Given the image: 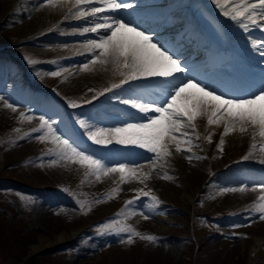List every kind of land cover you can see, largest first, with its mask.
Masks as SVG:
<instances>
[{
	"label": "rangeland",
	"instance_id": "rangeland-1",
	"mask_svg": "<svg viewBox=\"0 0 264 264\" xmlns=\"http://www.w3.org/2000/svg\"><path fill=\"white\" fill-rule=\"evenodd\" d=\"M195 1L199 0L176 2V4L184 6L181 14L184 19L190 15L192 6L196 7L193 4ZM146 2L145 0L144 3ZM41 3L42 0H0V46L6 49L10 48L0 54V58L6 56V59L9 60V55H21L23 51H27L29 53L27 56L30 58H40L41 62L38 68L31 71L34 73L35 80L44 83L42 84L44 89H47L52 95L62 94L67 99H73L76 103L80 101L86 103L80 108L76 118L85 114L88 124L93 127V130L111 127L110 121H106V125H102L100 121L102 117L97 110L107 112L106 103L103 101H109L108 98L112 96V93L99 94L105 88H111L112 83H119L121 77L114 72L111 65H100L99 63L89 64L88 70L83 68L80 71L71 70L72 65H77L75 62L59 61L61 56L69 52L54 46H50L48 49H34L29 42L36 41L38 35L43 33L47 22L52 20L50 19L51 15L46 13V8L38 13L39 20L37 22L39 23L34 21V16L28 15L33 4ZM62 11L57 16H60ZM225 20L231 22L228 17ZM19 21L23 22L20 24ZM54 22L57 28L60 30L63 28L59 17ZM64 25L66 24L64 23ZM152 26L148 25V27ZM49 32L54 33L53 29H50ZM223 32L228 41L229 32L227 30ZM30 34L33 37H30ZM100 34L102 33L97 32V36ZM58 36L63 39L64 34ZM96 38L94 35L89 36V39ZM163 38L164 36L161 35L157 37V40ZM42 42L60 46L63 41L57 39L55 41L42 40ZM62 47L67 48V45ZM2 65L0 63V70H2ZM4 66L6 68L4 73L7 76L11 71L10 62ZM52 72L60 74L53 76L50 74ZM13 75L17 77L16 72H13ZM14 85L15 83L10 84L9 89L13 90ZM93 96L97 98L93 100ZM37 107L40 108L37 112L42 111L51 118L54 116L52 106L47 107L42 104ZM14 108L15 111L0 101V133L5 130L6 123L17 124L22 120L18 117L20 112L16 110L17 107ZM28 117L24 119L28 123L38 122V120L28 119ZM61 123L65 125L64 122ZM37 125L38 123L32 129H36ZM203 128L206 130L205 126ZM238 128L239 126L236 128L239 131ZM17 130L20 131V129ZM7 132L9 134L8 129ZM28 133L31 135L26 136L25 133L20 136L24 137L23 139L19 137L17 140H13L7 151L0 150V264H264V221H261L258 216H250L247 211L249 204H246L252 201L251 205H253L264 189L259 188L258 183L246 184L247 174L243 171L244 165H242V163L255 161L257 165H262L260 161L264 160V147L261 145H264V137L259 135V129L254 130L250 127L249 131L240 132L242 136L233 141L230 140L231 134L226 137L227 140L223 137L222 150L220 152L214 150L213 154V148L218 147L221 137L227 136V134L219 132V141L214 147L209 146L210 148L207 150L210 155L209 159L215 167L213 169L228 165L232 158L242 152V162L236 164L237 168L234 169L232 177L248 187L245 192L223 191V186L222 188L218 186L219 190L211 188L209 191H215V194L219 195H205L198 205L195 204L198 202H195L194 199L196 195L203 193L205 187L203 182L213 171L212 168L205 171V164L198 150L191 151L193 158L189 160L187 153L177 152L175 144H169L171 155L165 157L164 161L157 162V167L153 169L149 160L154 154L137 146L120 145L115 142L113 149L140 155L139 165H143V168H138L137 171L148 173L149 179L141 183L134 177L126 175L123 182L106 191L105 187L112 184L120 173L100 174V178L97 179L96 176L85 173L86 166L71 160H62L59 157L43 161L41 165H38L37 162L30 165H18L25 156L36 149L45 151L50 149L52 152L55 149V144L52 141L49 143L50 137L41 141L36 138L40 133L36 134L32 131ZM7 138L0 137V147L8 144ZM105 138H107V134H105ZM192 146L196 145L192 144ZM233 148H235V153H230ZM230 154L236 156L227 157ZM222 155L227 158H223ZM245 157L248 158L245 159ZM173 159L180 167L181 181L173 178V175L168 171L169 165L172 164L168 161ZM54 160L55 163H53ZM116 163L121 162L116 161L113 164H108L112 166ZM43 165L44 169L40 170L39 167ZM165 175L171 179H165ZM77 178L80 180L75 182L70 192L74 190L73 192L77 193L81 199H89L85 213L80 211L79 206L74 204L71 197L49 194L35 189L38 186L48 185L57 187L64 185L66 187L69 180ZM8 180L14 183L25 181V183L33 185L31 186L33 188L16 186ZM226 184L229 185L228 182ZM145 186L158 200L164 197L179 207H175L173 204L172 206L157 207L151 215L147 214L150 216L148 219L139 215V212H144V210H137L138 201L132 206V209H126V202L135 198L131 196L132 193L137 192L139 187L144 191ZM204 194H207V189ZM49 195H52V201L57 197L61 198L58 201L61 208L50 207L48 211H45V205L39 207L41 203H45L46 196ZM94 201H99V203ZM89 207L90 210H88ZM133 209L137 212L136 215L130 214ZM205 210L207 211L205 212ZM214 210L216 212L212 213ZM198 212L201 216H194ZM159 213L164 215L169 213L168 221L161 219L158 216ZM208 214L218 219L235 218L226 219L223 222L209 218L208 221L205 220ZM191 216L194 217L191 218ZM112 220H116L118 224H127L133 220L141 229L153 228L157 231L152 235L159 239L148 245L129 244L127 237L113 235L115 231L98 232L91 236L90 241L84 239L85 242H81V239H74V235L81 229L98 227ZM211 226H214L216 237L205 236V233L211 230ZM190 230L193 234L190 233ZM170 233L177 238L171 237ZM234 233L235 235H233ZM61 236L63 239L60 238ZM188 238L199 241L198 247L189 246Z\"/></svg>",
	"mask_w": 264,
	"mask_h": 264
},
{
	"label": "snow or ice",
	"instance_id": "snow-or-ice-1",
	"mask_svg": "<svg viewBox=\"0 0 264 264\" xmlns=\"http://www.w3.org/2000/svg\"><path fill=\"white\" fill-rule=\"evenodd\" d=\"M214 2L221 8L223 15L237 21L245 30L250 27L264 29V0H214ZM133 6L129 0H43L40 5V7L53 9L66 7L65 20L76 19L86 23L91 22V26L77 30L81 35L89 32H102L98 38L86 41L84 48L91 54L92 59L82 67L88 70L89 64L111 65L121 79L119 83L112 84L111 88H105L99 95L119 89L130 81L141 78H161L168 84L165 94L159 99L143 102L142 97H137L124 101L141 114L140 122H123L122 126L93 130V127L86 121L80 120L79 124L86 130L88 138L100 145L112 144L114 138L115 142L120 145H133L145 149L154 154L149 163L155 169L157 162L164 161L165 157L171 155L169 144H175L177 152L187 153L189 160L193 158L191 147L182 148L181 145L191 146L194 136L199 139L195 130L196 121L201 117L207 119L208 125L223 122L224 134L235 131L237 126L243 133L251 126L254 130L259 129V135L264 137V72L261 74L260 86L254 92L248 93L245 97L227 98L224 93L217 94L215 89L209 90L208 85L197 82L195 77L189 78L188 69L183 66V62L175 58V54H170L163 44L153 42L154 37L141 30L140 26L133 21H125L114 15H103V22L93 20V18L101 17L102 13H118L120 10L130 9ZM252 47L264 58V40H253ZM29 63H35V61L29 60ZM50 74L56 76L60 73ZM188 89H198V93L189 92ZM96 98L93 96V100ZM0 99L3 98L0 97ZM69 103L71 107L77 106L71 101ZM5 105L15 111L14 106L7 101ZM39 120L40 127L32 129V133H40L36 138L44 141L46 137H50L55 144V155L62 160H71L86 166L87 175H94L99 179L100 174L118 172L121 174L122 182L125 175L134 177L141 183L149 179L148 173L137 171L138 168L142 169L143 165L131 162L109 166L103 158H97L94 154L80 149L71 138H64L55 126L56 122L44 116H41ZM185 129L192 131H185ZM25 135L31 134L26 133ZM206 138L210 142V136ZM223 144L222 136L218 145L221 150ZM55 162L54 160L53 163ZM260 163L264 164V160ZM164 178L171 179L167 175ZM257 186L264 189V181L259 182ZM247 187L245 185L239 189L226 188L223 191L245 192ZM140 195L148 196V193L140 190ZM138 199L139 197H135L127 201L126 209H132ZM150 200L151 203L145 204L144 208L149 212H154L160 201L155 196H151ZM94 202L99 203V201ZM81 209H84L83 204H81ZM247 211L250 216H258L261 221H264V195H261ZM130 214L136 215L137 212L133 209ZM139 215L144 219L149 218L143 211L139 212ZM100 227L104 229V233L115 230L116 235L126 234L129 244L133 243V236L153 243L159 239L152 234L141 235L133 226L118 224L116 220Z\"/></svg>",
	"mask_w": 264,
	"mask_h": 264
},
{
	"label": "bare ground",
	"instance_id": "bare-ground-1",
	"mask_svg": "<svg viewBox=\"0 0 264 264\" xmlns=\"http://www.w3.org/2000/svg\"><path fill=\"white\" fill-rule=\"evenodd\" d=\"M42 2H43V0H42ZM40 5L41 4H33V8L30 10V12H29L28 15L30 17H33L34 16V21L37 22L39 20L38 17H37L38 16V13L40 11H43L44 8H46V11H47L46 13L49 14V15H51L50 19H52L51 21H48L47 24H46V27H49V28L52 26V23H54L55 19L57 17H59V19L66 24V25H63V28L61 30L58 29V28H56L57 31H62V33L64 34V36H62L63 39L61 38V36H57L56 38H53L51 40L52 41H55L57 39H61V41H63V42L60 44V46L61 45L62 46L67 45V48L68 49L69 48H72L73 50H77V49L81 50V49L84 48V45H85L86 41L89 40V36L90 35H94L95 37L98 38L97 33L89 32V33H84L83 35H81L80 32L77 31V30H82L84 28V26H91V22H87L86 23L84 21L76 20V19H68V20H65L64 19V16H65V14L67 12V8L66 7H65V11H63L60 16H57L62 11V9L60 7H57L55 9H53V8H50V7H40ZM49 11H52V12L50 13ZM103 15H113V14L112 13H107V12L106 13H102L101 14V17H99V18H93V20L95 22H102V16ZM144 20H146V24L149 25V26H152L153 24L154 25L156 24V22H154L153 20H150L149 18L144 17ZM22 22L23 21H19L20 24ZM37 23H39V22H37ZM150 23H151V25H150ZM99 33H102V32H99ZM39 46H49V43H43V42L41 43L40 42L39 43ZM211 127H215V126L211 125ZM229 133L232 135V136H230V140L231 141H233V140H235L237 138L239 139V137L242 136V133H240V131H238L237 129L235 131H231ZM60 238L63 239V236H61Z\"/></svg>",
	"mask_w": 264,
	"mask_h": 264
}]
</instances>
